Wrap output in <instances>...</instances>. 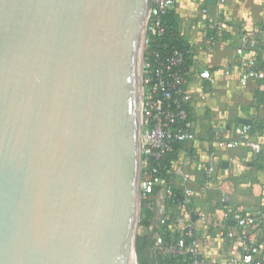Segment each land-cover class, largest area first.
<instances>
[{"label":"water","instance_id":"water-1","mask_svg":"<svg viewBox=\"0 0 264 264\" xmlns=\"http://www.w3.org/2000/svg\"><path fill=\"white\" fill-rule=\"evenodd\" d=\"M151 5L0 0V264H138Z\"/></svg>","mask_w":264,"mask_h":264},{"label":"crops","instance_id":"crops-1","mask_svg":"<svg viewBox=\"0 0 264 264\" xmlns=\"http://www.w3.org/2000/svg\"><path fill=\"white\" fill-rule=\"evenodd\" d=\"M210 1L194 0L195 4L190 7L187 1L178 0L173 8L179 16L181 35L192 46L190 53L194 68L188 77L187 91L191 95L189 109L194 120L195 139L185 143L178 154L172 168L171 183L179 191L177 195L182 193L184 186L190 187L197 195L195 206L206 214L208 222L224 225L220 203L222 192L229 195L233 208L248 216L259 214L263 203L257 196L262 194L264 197V170H259L257 165L264 167V160L258 162L257 157L244 143L230 149H220L216 147L213 139L217 129L224 141L237 140L235 129L243 126L238 123L239 119L252 122V117H255L264 125V100L258 102L255 95L256 90L264 91V86L255 81H250L245 87L239 84L242 58L236 53L248 31L257 30L264 35V0H225L222 4L219 0ZM204 10L209 18L203 14ZM209 19H219L225 24L223 35H215L214 38L209 36V32L215 30L210 27ZM260 47L262 48L258 52L251 51L244 57L250 54L257 56L258 62L264 64V45ZM204 70L211 74L208 92L204 91V80L199 76ZM238 94L246 103L233 109L229 103L236 100ZM221 97L229 101L225 109H219L217 101ZM210 151H214L217 156L218 184L204 188V171ZM261 157H264V152ZM184 175L189 176L186 184L183 182ZM255 179L258 183L253 185ZM249 193L255 197L252 199ZM158 194L156 205L162 215L164 189ZM225 226L236 231L231 225ZM205 232L200 229L197 234L207 236L208 248L204 251L207 258L222 262L225 257H238L244 253V243H227L216 239L212 231L204 234ZM252 236L264 253V230H258Z\"/></svg>","mask_w":264,"mask_h":264},{"label":"built area","instance_id":"built-area-1","mask_svg":"<svg viewBox=\"0 0 264 264\" xmlns=\"http://www.w3.org/2000/svg\"><path fill=\"white\" fill-rule=\"evenodd\" d=\"M177 1L152 0L150 25L158 35L163 33V29L160 27L161 18L173 10ZM219 2L222 4L225 0H219ZM203 14L207 17L205 10ZM224 25L219 19L210 20V27L218 32L225 31ZM261 45H264V35H261L257 30H250L244 34L236 50L237 55L242 58L239 75V84L242 87L247 86L250 81H264V69L257 67L256 62L253 60V55L250 54L248 57H244L247 53L257 50ZM181 60V56L175 55L169 61L167 69L174 64H179ZM148 67L149 65L145 64L144 76L148 73ZM161 75L163 73L157 71L155 74V84L145 90L142 112L141 145L143 178L140 189L144 206L148 209H153L154 207L152 197L155 188L160 187L161 190L164 189V198L171 197L173 194L171 190L165 189L167 182L157 175L158 169H151L148 174L144 173L148 170L150 161L161 159L166 152L171 151L172 144L175 142L187 143L195 139L192 123H186L185 129L175 127L177 120L184 121L186 119L185 107L191 101V95L187 91L188 78L176 75L171 77V81H165ZM199 76L202 80L211 79V74L208 70L202 71ZM150 82V78L145 79L144 77L145 85H148ZM165 102H171V104L165 105ZM235 135L238 137L237 140L231 142L224 141L216 129L213 140L216 147L220 149H230L240 143H244L250 148L255 157L264 152V132L261 135V139L256 140L250 136L249 127L242 126L235 129ZM217 170L216 153L210 151L204 171V188L218 184L216 177ZM188 180L189 176L184 175V184ZM158 195L157 193L154 196L155 202L158 200ZM180 195L183 197L184 202L183 204H179L175 209V224L173 228L181 236L177 240L167 242L163 237L156 235L153 247L155 252L187 258L184 259V263L180 262L178 264H264V253H262L261 246L253 240L252 236L254 232L261 229L264 230V213L260 216L259 220L255 219L254 216L243 215L242 212L233 208L229 195L222 192L220 203L223 209V218L232 216L235 221L234 228L236 229V231H233L225 225H214L208 222L206 214L195 206L197 195L190 187L184 186ZM193 217H196V219H193ZM200 229L204 232L212 231L216 239L227 243L233 244L236 241L244 243L246 245L244 253L238 257H225L222 262L207 258L204 251L208 248V239L207 236L197 234V231ZM186 237L191 239L189 243L186 242Z\"/></svg>","mask_w":264,"mask_h":264},{"label":"trees","instance_id":"trees-1","mask_svg":"<svg viewBox=\"0 0 264 264\" xmlns=\"http://www.w3.org/2000/svg\"><path fill=\"white\" fill-rule=\"evenodd\" d=\"M160 27L163 29V33L161 35H158L153 28H151L147 34L145 64H148L149 67L147 68L148 73L146 74L145 79L150 78L151 82L148 85H145V90L151 88L153 84H155V74L157 71H161L163 73L161 76L165 81H171V77L176 75L188 78L194 68L193 58L190 53L192 46L180 33L179 16L175 10L169 11L161 18ZM223 33L224 32L211 30L209 32V36L215 37V35H223ZM260 48L262 47H258L255 51L258 52ZM175 55L181 56V62L177 65L174 64L167 69L169 61H171ZM253 60L256 62L258 68L264 69V64L258 62L259 60L257 56L255 57L253 55ZM257 83L260 86H264V81H259ZM256 98L258 102H262L264 100V91L258 90L256 92ZM170 104L171 102H165V105ZM185 111L186 119L184 121L177 120L175 123V127L178 129H185L186 123L193 124L194 120L191 110L189 109V105L185 107ZM248 127L250 136L256 140H260L261 135L264 132L263 123L255 117H252V122ZM184 144L185 143H173L171 151L166 152L162 158L157 161L151 160L147 170L148 172H144L148 174L150 172L149 170L158 169L157 175L161 176L167 182V187L165 189L171 190L173 194L171 197L164 198V210L162 215L154 199V196H156V194L161 190L160 187H157L154 190L152 197V201L154 202L153 209H148L144 206L141 214L142 221L140 226L144 228L147 233L145 236L138 237L137 239L136 252L138 264H178L180 262L184 263V259H187L164 255L162 253L155 252L153 249L156 235L163 237L167 242L177 240L181 236L179 233H176L173 228L175 224V209L179 205L174 201V198L175 195L179 194V191L172 186L171 182L173 179V165L178 158V154L182 151ZM261 155L262 154L257 156L258 162L264 160V157H261ZM257 168L259 170H264V167L261 165H257ZM260 207V213L254 216L257 220H259L260 216L264 213V199ZM242 214L245 215L244 213ZM223 221L225 223L224 225H231L232 227L235 225V221L232 216L223 218ZM185 240L187 243L191 241V239L187 237Z\"/></svg>","mask_w":264,"mask_h":264},{"label":"rangeland","instance_id":"rangeland-1","mask_svg":"<svg viewBox=\"0 0 264 264\" xmlns=\"http://www.w3.org/2000/svg\"><path fill=\"white\" fill-rule=\"evenodd\" d=\"M185 1H187L189 4H188V6L190 5V7H192L194 4H195V2H194V0H185ZM186 22V21H185ZM191 23V22H190ZM186 25V24H185ZM146 47H147V42H146ZM145 52H146V48H145ZM258 90H256V92H257ZM255 92V93H256ZM239 94H241V93H239ZM238 94V96H237V99L236 100H231L230 101V105H231V107L234 109L235 107H240L243 103H246V101H245V99L244 98H242L240 95ZM242 95V94H241ZM256 95V94H255ZM218 103H219V109L220 108H222V109H225V107L227 106V103L229 102V101H225V100H223V98L221 97V99H219V101H217ZM238 105H240V106H238ZM208 115L210 114V113H207ZM258 119V118H257ZM186 150V149H185ZM263 176H264V174H263ZM258 183V180L257 179H255L254 181H253V185L254 184H257ZM249 194H251V193H249ZM253 194H254V192H253ZM253 194H251V198L253 199L255 196H253ZM250 196V195H249ZM259 198V199H258ZM263 195L262 194H260V196H257V199L259 200V201H261V200H263ZM141 214H142V210H143V208H144V203H143V200H141ZM141 221H142V217L140 218V223H141ZM137 233H138V236L139 237H143V236H145L146 235V230L144 229V228H142L141 226L138 228V230H137Z\"/></svg>","mask_w":264,"mask_h":264}]
</instances>
